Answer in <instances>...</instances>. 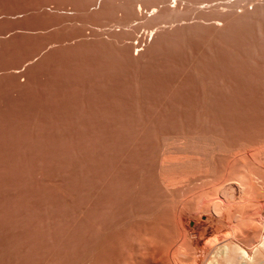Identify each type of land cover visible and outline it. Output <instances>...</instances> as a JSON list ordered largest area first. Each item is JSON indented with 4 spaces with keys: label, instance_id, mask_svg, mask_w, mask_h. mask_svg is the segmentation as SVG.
I'll use <instances>...</instances> for the list:
<instances>
[{
    "label": "rangeland",
    "instance_id": "1",
    "mask_svg": "<svg viewBox=\"0 0 264 264\" xmlns=\"http://www.w3.org/2000/svg\"><path fill=\"white\" fill-rule=\"evenodd\" d=\"M262 236L264 0H0V264Z\"/></svg>",
    "mask_w": 264,
    "mask_h": 264
},
{
    "label": "bare ground",
    "instance_id": "2",
    "mask_svg": "<svg viewBox=\"0 0 264 264\" xmlns=\"http://www.w3.org/2000/svg\"><path fill=\"white\" fill-rule=\"evenodd\" d=\"M139 8H141V6ZM154 11H155V9L152 10V12H154ZM140 12H141V10H140ZM158 12H159V10H158ZM203 141L205 142V140H203ZM172 142H174V141H172ZM175 142H176L175 145H178L179 148L181 149V150L179 149L180 152L182 151L181 153H184V154L186 153L187 155H188V153L191 154L190 151H192L193 149L204 147L208 143L206 141L207 143H205V145L200 147V145L198 146V144L196 142H194V141L191 142V141H188L187 139L180 141V142L179 141L178 142L175 141ZM204 142H203V144H204ZM213 143L210 142L209 146L207 144V146H205L206 150L208 149L210 152H213V148H214ZM215 146H216V144H215ZM219 146H220V144H219ZM219 146L217 145V147H219ZM219 150H220V152H222L221 148H219ZM219 150H217V151H219ZM189 159H191V158H189ZM185 161H187V160H185ZM177 162H174V163H177ZM182 162H184V161H182ZM172 166H173V164L168 163V162H167V164H163L164 168L165 167L169 168ZM212 168H214V167H212ZM214 169H210L209 171H212ZM212 172H215V171H212ZM213 175H214V173H213ZM260 238H261L260 239L261 241H259V243L257 244L253 254L248 252L247 250H245L240 245H238L236 242L233 241V239L232 240L230 239L229 241L227 239L228 242H226V243L224 242L225 243L224 245L218 246L217 249L213 247L214 250L209 254V257L208 256L206 257L207 259L208 258L209 259L207 261H204L203 264H264V236H262Z\"/></svg>",
    "mask_w": 264,
    "mask_h": 264
}]
</instances>
